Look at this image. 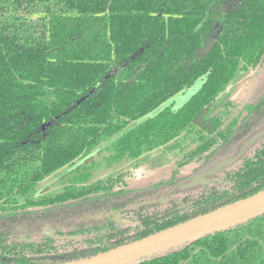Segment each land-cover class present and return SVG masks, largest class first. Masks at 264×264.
Listing matches in <instances>:
<instances>
[{"label":"trees","instance_id":"trees-1","mask_svg":"<svg viewBox=\"0 0 264 264\" xmlns=\"http://www.w3.org/2000/svg\"><path fill=\"white\" fill-rule=\"evenodd\" d=\"M263 56L264 0H0V264L89 258L264 190L263 140L208 186L177 191L164 206L129 209L191 175L134 188L118 175L32 199L47 177L107 140L115 161L136 160L197 128L206 137L179 167L200 163L196 174L231 156L264 129V88L207 115ZM199 79L178 111L147 117ZM101 212L104 221L79 222ZM42 224L82 242L15 236L18 226ZM132 264H264V214Z\"/></svg>","mask_w":264,"mask_h":264},{"label":"rangeland","instance_id":"rangeland-1","mask_svg":"<svg viewBox=\"0 0 264 264\" xmlns=\"http://www.w3.org/2000/svg\"><path fill=\"white\" fill-rule=\"evenodd\" d=\"M209 47L210 45H208L206 49ZM202 84L203 79L197 80L190 88L167 101L147 117L156 115L165 107H169L173 111H178L199 91ZM230 84L226 94L221 93L216 98L207 117L211 118L216 116V114L222 110V107L229 101L235 104H244L252 100L257 95L258 91L264 88V56L261 63L256 68L241 72ZM44 100L50 103L54 98L51 93H48ZM147 117L138 122L129 124L125 131L134 128ZM205 137L206 135L201 130L197 128L189 129L167 145L153 150L150 153H146L136 160H121L118 162L115 161L114 152L110 146L113 139L107 140L101 143L97 149L92 151L89 155L77 159L73 164L47 177L38 185L37 191L32 199L33 201H37L43 197L54 196L72 186L75 188L91 186L97 182L118 175L122 176L128 188L166 180L175 171L180 177L192 176L194 169L197 168L200 163L192 162L182 167H179L178 164L184 161L186 156L197 148ZM263 140L264 135L245 151L244 156L252 155L255 148L259 147ZM242 158L237 160L233 165L241 162ZM74 180L75 183L73 184ZM17 234L24 235L26 233L23 230L17 232Z\"/></svg>","mask_w":264,"mask_h":264},{"label":"water","instance_id":"water-1","mask_svg":"<svg viewBox=\"0 0 264 264\" xmlns=\"http://www.w3.org/2000/svg\"><path fill=\"white\" fill-rule=\"evenodd\" d=\"M263 135V128L254 131L236 146L235 151L231 156L221 159L206 170L193 174L189 179L179 184L176 188L168 191L167 195H172L177 191L186 192L188 190L208 186L211 183V180L214 179L218 173L233 166L237 160L244 156L245 151L253 146L254 143ZM164 198L165 197L162 196L150 200H143L131 206L129 209H136L155 203H159L161 206H164L170 202V199ZM263 214L264 190L210 213L111 249L107 252L77 261L56 264H132L143 258L175 249L210 234L246 223L262 216ZM111 215L115 221H119V218L115 213H111ZM108 216V214L98 213L94 215L93 220L95 219V221H99ZM21 230L22 228L16 229L17 232ZM32 235L47 237L57 241L82 242V238L80 236H56L55 232L49 225H45L42 231L38 234ZM16 237L20 240H27L25 234L18 235ZM29 241L33 240L31 239Z\"/></svg>","mask_w":264,"mask_h":264},{"label":"flooded vegetation","instance_id":"flooded-vegetation-1","mask_svg":"<svg viewBox=\"0 0 264 264\" xmlns=\"http://www.w3.org/2000/svg\"><path fill=\"white\" fill-rule=\"evenodd\" d=\"M168 191H170V190H165L164 192H161V193H159L158 195H156L154 198H159V197H165L166 199H170V202L172 201V199L175 197V195L174 194H172V195H167L168 193ZM164 198V199H165ZM169 202V203H170ZM168 203V204H169ZM159 204V203H158ZM167 205V204H166ZM102 213V212H101ZM96 214H98V213H96ZM94 215L95 214H87V215H84L83 217H82V219H80V221L79 222H82V223H85V224H91V223H95V222H99V221H104V219H102V220H99V221H95V219L93 220V217H94ZM105 218V217H104ZM47 225V224H46ZM44 226H45V224H42V225H38V227H37V230H34V229H31V228H28V227H26V226H21L23 229L21 230V231H25V233L27 232V230H32V231H30L29 232V234L28 233H26L25 234V236L27 237V236H30V235H32V234H38L39 232H41L42 231V229L44 228ZM20 226H18V227H16L15 228V233H16V235L15 236H18V235H21V234H17V231H16V229L17 228H19ZM20 227V228H21ZM55 235L56 236H63V235H58V234H56L55 233ZM32 236H38V235H32ZM34 238V237H33ZM27 239V238H26ZM28 240H31V239H28ZM33 240V239H32Z\"/></svg>","mask_w":264,"mask_h":264},{"label":"crops","instance_id":"crops-1","mask_svg":"<svg viewBox=\"0 0 264 264\" xmlns=\"http://www.w3.org/2000/svg\"><path fill=\"white\" fill-rule=\"evenodd\" d=\"M231 84H229L227 87H226V89L222 92V94H226V92H227V90H228V87L230 86ZM158 149V148H157ZM156 150V149H155ZM150 153V152H149ZM151 183V182H150ZM142 186H144V185H142ZM140 187V186H139Z\"/></svg>","mask_w":264,"mask_h":264}]
</instances>
